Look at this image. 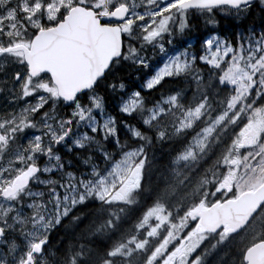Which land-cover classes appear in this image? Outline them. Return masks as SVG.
Masks as SVG:
<instances>
[{
  "label": "snow or ice",
  "instance_id": "6c2138e0",
  "mask_svg": "<svg viewBox=\"0 0 264 264\" xmlns=\"http://www.w3.org/2000/svg\"><path fill=\"white\" fill-rule=\"evenodd\" d=\"M77 13L110 46L69 86L44 52ZM117 65L139 83L118 85L103 167L89 155L74 169L61 152L86 151L99 128L76 139L71 125L95 116L90 90ZM49 112L63 131L45 145ZM66 220L76 230L60 237ZM262 252L264 0H0V264H257Z\"/></svg>",
  "mask_w": 264,
  "mask_h": 264
},
{
  "label": "water",
  "instance_id": "95a60500",
  "mask_svg": "<svg viewBox=\"0 0 264 264\" xmlns=\"http://www.w3.org/2000/svg\"><path fill=\"white\" fill-rule=\"evenodd\" d=\"M84 19L82 13L75 14L72 30L44 52L59 66L69 86L90 79L95 71L100 70L110 46L105 34L88 31ZM257 264H264V252L257 254Z\"/></svg>",
  "mask_w": 264,
  "mask_h": 264
},
{
  "label": "trees",
  "instance_id": "16d2710c",
  "mask_svg": "<svg viewBox=\"0 0 264 264\" xmlns=\"http://www.w3.org/2000/svg\"><path fill=\"white\" fill-rule=\"evenodd\" d=\"M256 19L255 13H253L252 15L249 16L247 23L249 25H251V23L253 22V20ZM202 21L198 23L197 27H202ZM223 29L225 32L227 33H231L233 31H236V25L233 24L231 21H224L223 22ZM242 31V30H241ZM134 78H136V71L133 67L128 66V65H117L112 69V72L110 73V75L107 77V79H104L100 82L99 88L100 91L102 92V94L105 95L106 97V102L107 104H110L109 107L112 108V106L114 105V103L116 101H114L113 98H110V95L112 96V92L110 90L109 85L112 84L113 82H115V84H119L121 81L126 82L130 85H132L131 83L134 81ZM63 111L65 113H68V110L66 108H63ZM113 112L117 115L119 121L121 119H123L122 116H120L119 112L117 109L113 108ZM111 147V146H110ZM94 155L96 156V152H94ZM85 211V214H87V212L89 210H83ZM70 221H65V226L69 223ZM65 226H61L60 228L57 229V235H59L60 237L63 236H68V235H72L74 234L76 228L75 227H70L69 225L67 227Z\"/></svg>",
  "mask_w": 264,
  "mask_h": 264
},
{
  "label": "rangeland",
  "instance_id": "374dc122",
  "mask_svg": "<svg viewBox=\"0 0 264 264\" xmlns=\"http://www.w3.org/2000/svg\"><path fill=\"white\" fill-rule=\"evenodd\" d=\"M115 87L117 89H119L118 85L115 86ZM90 94L92 96H95L96 99L100 100V102H101V108L96 111L95 116L93 115V113H89L88 116L85 118L84 121H79L78 116H77L78 126L77 125L76 126H77V129L78 130L76 129V132H75V133H77V135H75V138L76 139H82L83 138V133L86 132V131H89V129L91 127H98L99 128V133L98 134H101V137L102 136L110 135L107 132V129L103 128V120L109 119L110 117H113L114 115H113V113L110 110L107 109L106 103H105V99L103 98L102 95H100L99 93H96V92H91ZM46 96H47V94H46ZM118 102H119V104H121L123 102V96L120 97V99L118 100ZM80 103L82 105H84L85 110H87L89 106H93L94 107L92 101H91L90 104H88L89 106H87L82 100H80ZM76 111L78 113V110H76ZM117 123H118V121H117ZM49 125H51L50 132L56 131L58 134H60L63 131V130L60 129V122L58 124L50 123ZM109 126L110 127L112 126L111 122H110ZM80 129H83V130L80 131ZM89 134L90 135H93L90 132H89ZM98 134H95L96 135V138L95 139L89 140L87 142V145H88V143H90V144L92 143L94 145L93 147L97 151L101 147H107V145H105L103 139L98 137ZM42 139H43L45 145H47L49 142H52L51 141V134H50V136H47L46 138H43V136H42ZM97 141H99V143ZM83 158H85V156H83ZM50 163H49V165H52L53 163H56V160L54 162H50ZM104 163L103 164H100V166L103 167Z\"/></svg>",
  "mask_w": 264,
  "mask_h": 264
},
{
  "label": "flooded vegetation",
  "instance_id": "af4514ba",
  "mask_svg": "<svg viewBox=\"0 0 264 264\" xmlns=\"http://www.w3.org/2000/svg\"><path fill=\"white\" fill-rule=\"evenodd\" d=\"M73 224V223H72ZM72 228L74 227V224L71 226Z\"/></svg>",
  "mask_w": 264,
  "mask_h": 264
}]
</instances>
